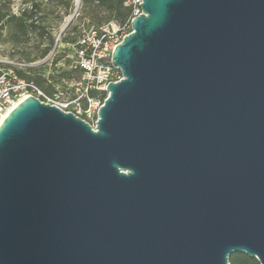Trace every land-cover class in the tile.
<instances>
[{
	"label": "water",
	"instance_id": "1",
	"mask_svg": "<svg viewBox=\"0 0 264 264\" xmlns=\"http://www.w3.org/2000/svg\"><path fill=\"white\" fill-rule=\"evenodd\" d=\"M141 1L94 128L0 122V264H264V0Z\"/></svg>",
	"mask_w": 264,
	"mask_h": 264
},
{
	"label": "built area",
	"instance_id": "2",
	"mask_svg": "<svg viewBox=\"0 0 264 264\" xmlns=\"http://www.w3.org/2000/svg\"><path fill=\"white\" fill-rule=\"evenodd\" d=\"M122 1L130 9V15L123 24L108 21L99 26L85 22L79 25L77 38L70 44L72 54L67 56L70 57L69 69L79 71V77L65 90L47 94L27 77L29 64L0 56V122L22 99L35 96L43 102L74 113L94 128L97 110L103 101L91 92L105 91L108 82H117L122 78L120 70L110 62L111 52L131 31L132 18L141 13V0Z\"/></svg>",
	"mask_w": 264,
	"mask_h": 264
},
{
	"label": "rangeland",
	"instance_id": "3",
	"mask_svg": "<svg viewBox=\"0 0 264 264\" xmlns=\"http://www.w3.org/2000/svg\"><path fill=\"white\" fill-rule=\"evenodd\" d=\"M37 7H32L31 0H11L10 9L20 15L25 11L23 17L27 22H33L34 29H30L27 39L23 42L13 41L7 30H4V38L0 42V56H6L12 61L29 64L35 75L44 76L47 82L52 84L53 91H62L68 88L73 80L62 75L68 72L69 58L72 49L71 40L77 38L78 27L82 22L89 25H101L113 18L104 10L97 8L94 4L76 5L74 0L69 14L64 13V7L45 0H35ZM69 24L62 30L65 22L72 15ZM48 35L53 39V44L44 58H36L39 51L48 43ZM102 102V100L100 99Z\"/></svg>",
	"mask_w": 264,
	"mask_h": 264
},
{
	"label": "trees",
	"instance_id": "4",
	"mask_svg": "<svg viewBox=\"0 0 264 264\" xmlns=\"http://www.w3.org/2000/svg\"><path fill=\"white\" fill-rule=\"evenodd\" d=\"M41 1V0H40ZM48 2L55 3L57 5H62L64 7V13L69 14V9L72 7L74 0H45ZM82 5L94 4L97 8L106 11L118 24H123L130 15V9L123 4L122 0H80ZM11 0H0V42L4 38V30L6 29L9 37L16 42H23L27 39V35L30 29H34L35 25L33 22H27V20L23 17L25 11L20 14H14L10 9ZM32 7H37L38 3L35 0H31ZM75 39L71 40V43L74 42ZM53 44V39L50 35H48V43L44 48H42L39 53L36 55V58H44L51 46ZM28 74L27 77L33 80L40 88H42L47 94H51L53 92V86L49 82H47V78L40 75H35L32 71L33 68L30 66L27 67ZM19 73V71H18ZM72 73H75L76 76L74 79L79 77V71L70 69L68 72H63L62 75L67 78H72ZM23 75V73H19ZM92 95L101 99L102 101L106 97V92L104 90L101 91H92ZM230 264H260L259 261L255 257L247 256L243 253L233 252L229 257Z\"/></svg>",
	"mask_w": 264,
	"mask_h": 264
},
{
	"label": "bare ground",
	"instance_id": "5",
	"mask_svg": "<svg viewBox=\"0 0 264 264\" xmlns=\"http://www.w3.org/2000/svg\"><path fill=\"white\" fill-rule=\"evenodd\" d=\"M79 5V4H78Z\"/></svg>",
	"mask_w": 264,
	"mask_h": 264
}]
</instances>
